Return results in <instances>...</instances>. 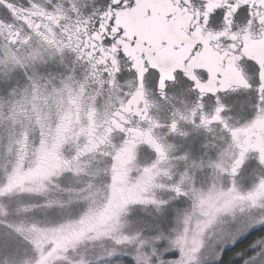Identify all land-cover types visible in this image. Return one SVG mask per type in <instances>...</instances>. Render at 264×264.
<instances>
[{"label":"snow or ice","instance_id":"6c2138e0","mask_svg":"<svg viewBox=\"0 0 264 264\" xmlns=\"http://www.w3.org/2000/svg\"><path fill=\"white\" fill-rule=\"evenodd\" d=\"M0 8L9 16H0V224L11 229L0 250L18 245L0 264H106L105 241L131 246L127 264H264V148L253 159L260 175L242 190L248 149L237 126L264 120L255 54L264 52V0ZM17 195L43 203L12 207ZM138 205L153 212L139 217ZM40 209L78 212L55 256L46 246L65 225L37 221ZM89 244L94 258L62 255Z\"/></svg>","mask_w":264,"mask_h":264},{"label":"rangeland","instance_id":"374dc122","mask_svg":"<svg viewBox=\"0 0 264 264\" xmlns=\"http://www.w3.org/2000/svg\"><path fill=\"white\" fill-rule=\"evenodd\" d=\"M0 16H3L4 18H9L8 13L4 9H0ZM57 70L55 67L53 68V71ZM21 85L23 84V81L20 82ZM7 138V132L5 131V128L3 125H0V152L3 151L2 145L6 143ZM246 142L248 144H257V143H264V137L252 135L250 136ZM7 163L6 159L0 155V179L3 178L4 175V166ZM250 178H253V176H246L245 181H250ZM52 198H63V193H61L59 190H53L51 193ZM21 200L30 201L33 203H43L42 197H24V196H14L10 202L11 206L14 207L18 205ZM150 210H141L139 209L135 215L139 217H148L150 213L153 212L152 208H148ZM52 219L53 221L57 223H53L48 225L49 227H56L58 224L65 225V232L61 236L60 239H50L46 246V252H50L55 256L56 250L60 246V244L63 242V240H66L71 235V229L78 227L75 224H69V220H77L79 218L78 212L73 211L71 214L63 213L61 214V210L57 209V212L55 214H52L49 216L47 211L45 209H40L35 214V219L40 222H44L46 219ZM21 217L16 215H10L7 218L8 223H19ZM103 226L102 221H93L89 227L93 228H100ZM140 227V225H133L131 230H135L136 228ZM11 229H8L5 224H0V235H6L8 232H10ZM145 239H149V236L146 234ZM107 248V251L105 253L106 256L111 257L110 260L106 261V264H125L126 258L133 256V253L130 252V245H116L111 243L110 241H105L104 245H101V247ZM148 247H152V241L149 239ZM18 245L15 243L9 244L8 246L4 247L2 250H0V257H6L11 254H15L17 252ZM20 254H23L24 247L23 245L19 246ZM85 251H87L88 258H94L95 253L99 251V247L94 248L91 244L87 246V249L82 245L75 251H69L66 253H62V255L68 256L69 259H72L80 254H83ZM30 254V253H29ZM56 264H66L63 260H58Z\"/></svg>","mask_w":264,"mask_h":264},{"label":"flooded vegetation","instance_id":"af4514ba","mask_svg":"<svg viewBox=\"0 0 264 264\" xmlns=\"http://www.w3.org/2000/svg\"><path fill=\"white\" fill-rule=\"evenodd\" d=\"M17 4H23V0H16ZM1 9V8H0ZM7 19V18H6ZM258 58H264V52H257L255 53ZM248 115V111L245 110V116ZM237 126L241 128V131L239 133L240 137L242 138L245 147H247L248 151L246 153V160L244 164V171L242 173L241 178L239 179V186L242 190H247L250 187V184L252 182V178H250V181H245L246 176H258L261 173V170L253 163V159L257 153V151L260 148H264V143H257V144H248L246 140L252 136L257 135L261 138V136L264 137V120H252L250 123L245 120L243 124L239 123L237 121ZM36 137L34 136L33 139ZM140 158L142 161H145L148 159V154L145 151H141ZM130 195V193H129ZM138 210H150L148 208H152L151 206H144V205H138ZM153 209V208H152Z\"/></svg>","mask_w":264,"mask_h":264},{"label":"trees","instance_id":"16d2710c","mask_svg":"<svg viewBox=\"0 0 264 264\" xmlns=\"http://www.w3.org/2000/svg\"><path fill=\"white\" fill-rule=\"evenodd\" d=\"M125 264H127V262L125 261Z\"/></svg>","mask_w":264,"mask_h":264}]
</instances>
